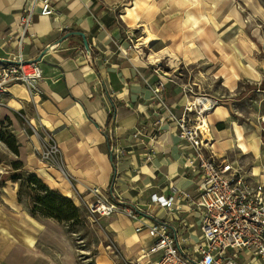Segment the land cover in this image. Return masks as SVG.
Returning <instances> with one entry per match:
<instances>
[{"label": "crops", "instance_id": "0c3cea01", "mask_svg": "<svg viewBox=\"0 0 264 264\" xmlns=\"http://www.w3.org/2000/svg\"><path fill=\"white\" fill-rule=\"evenodd\" d=\"M148 4L145 10H141L136 6V0H52L54 13L40 16V6L36 0H0V62L21 55L26 60L36 61L41 72V79L34 88L29 90L25 85L13 84L9 93L1 98L2 117H9L21 132L23 129L16 114L26 117L28 122L34 124L35 127H31L36 135L23 133L25 139H19L18 154L10 152L8 161L0 156V179H3L0 186L8 188L3 184L8 180L15 182L10 178L15 162H20L25 171L36 175L50 189L71 198L75 204L92 197L86 187L97 186L117 202L139 209L146 222L154 217L171 218L170 225L179 228V239L187 238V246L191 247L200 234L197 224L199 214L192 203H182L180 211L168 217L164 208L150 202L153 193L166 195L177 189L195 196L196 175L185 164L186 154L191 153V148L177 137L172 123L159 122V116L165 112L157 108L156 100L151 98L150 87L159 77L146 65L149 53L142 56L139 51L128 49V34L125 31L135 28V25L136 29L147 25L151 27L152 14L160 12L164 5L159 0H148ZM207 4L214 6L213 3ZM190 7L188 10L191 9V12L197 8L196 3L192 5L195 8ZM29 10L33 11L30 23L21 35L19 16ZM178 10H184V5ZM153 17V20L161 18ZM120 22L125 26L119 27ZM71 31L83 32L88 48L77 35L60 40ZM163 51L167 50L157 53L160 54L159 61L164 55ZM192 55L191 52L189 56ZM200 59L179 57L177 66L183 63L194 65ZM236 61L240 62L235 70L239 76L250 83L264 84V59L261 56L253 52L242 55ZM169 72L174 73V70ZM226 72L229 69H223L214 79H218L225 95L230 97L237 90L240 78L227 81ZM160 75L168 78L162 92L163 99L171 106V113L177 115L188 100L181 92L182 78L175 76V73L173 77L171 74L169 76L166 71H161ZM256 90L260 92L261 101H264V85ZM12 102L17 106H11ZM227 104L217 106L209 122L223 121L230 116L231 108ZM138 127H143L144 143H137L133 137ZM151 130H158L153 140L148 137ZM210 130V148L218 157H223L226 152H235L248 172L264 180L263 124L260 123L256 130L253 128L251 133L235 122L224 129H212L210 126ZM48 137L59 147L67 177L57 165L49 164L40 157V149ZM114 145L123 154L115 159L113 170L110 148ZM1 190L0 264H18L9 261L7 254L17 252L18 244L31 242L33 237L26 239V235L34 236L37 233V245L41 240L40 235L44 234L45 244L51 245L49 240L52 235L62 233L57 230L56 224H59L52 218L25 211L16 194L13 204L3 201L1 198L6 192ZM104 218L102 225L110 226L117 232L120 245L130 259L151 243L147 232H136L135 223L121 211ZM35 219L42 224V230ZM125 231H128L127 235ZM104 250L105 254L96 257L94 264H113ZM157 256L156 253L152 254L150 261ZM240 263L264 264L259 259L250 260L248 255L242 256Z\"/></svg>", "mask_w": 264, "mask_h": 264}, {"label": "rangeland", "instance_id": "374dc122", "mask_svg": "<svg viewBox=\"0 0 264 264\" xmlns=\"http://www.w3.org/2000/svg\"><path fill=\"white\" fill-rule=\"evenodd\" d=\"M136 1V6L141 10H145L149 6L148 0L147 2ZM198 1L159 0V3L164 5L160 12L152 14L151 27L146 24L148 27L136 29L135 25V28L131 27L129 31H125L127 36H131V46L135 47L131 49L139 51L142 56L162 50H167L176 56L178 59L176 64L171 63L167 54L161 57L162 59L158 62L161 63L162 73L166 71L169 76L174 73L175 76L180 75L182 84H190L195 96L210 95L218 99V106H225V102L230 105V116L228 115L223 121L209 122L212 129H220L217 127L219 122L223 124L221 129L235 122L251 133L253 128L256 130L260 126V123L264 126V101H261V97L258 95L260 92H256L257 87L264 84L250 83L245 77L239 76V72L236 71V73L235 70H237V66H240V62L236 60L242 58L244 54L255 52L264 59V0H204V2L200 0V3ZM195 3L197 8L190 12L191 9L188 10V7H192ZM207 3H213L214 6ZM182 5H184V10L179 11L178 9ZM147 15L149 16V14ZM153 16H161V18L153 20ZM118 26L124 27L125 25L120 22ZM148 35L156 40L150 47L145 48L141 44L143 38ZM191 52L193 55L190 57ZM179 57L186 58V60L200 57L201 61L194 65L183 63L177 66ZM140 58L142 57L140 56ZM208 64L211 66L208 67ZM213 69H215L214 72ZM223 69H229L225 77L227 81L240 78L237 90L230 97L225 95L218 79H214L222 73ZM171 70H174V73L169 72ZM190 99L192 98L190 97ZM10 105L17 106L14 102ZM9 110L12 112V109ZM16 115L23 132L15 128L9 117H2L1 114L0 132L10 133L15 137V143L20 144L19 139H25L23 133L35 134L36 131L31 127H35L34 124L28 122L26 117L20 114ZM207 118L208 121H211L212 115L209 114ZM38 130L39 127L37 132ZM10 152L12 151L9 150L5 142L0 140L1 158L8 161ZM222 158L235 160L243 167L241 158L235 152H226ZM243 169L247 168L243 167ZM20 173L24 175L21 177L24 181L17 179L15 182H11L8 180V183L3 184L8 188L0 186L2 188L0 190L6 192V195L3 196L4 199H1L13 204L14 194H16L18 202L25 211L31 212L34 196L42 194L44 191L37 187L30 190L25 183L28 172L21 170ZM0 180L3 182V179ZM72 203L77 207V212L75 218L71 220L57 221L52 217L36 213L37 216L52 218L59 224H56V228L62 234H53V240L51 238L49 240L51 245L45 244L44 234L40 235L41 240L37 245L35 243L37 233L34 236L26 235V239L33 237L32 241L18 244V251L8 253L7 259L14 263L18 262V264H46V261L47 264H94L96 257L105 254V248L113 264H129V255L124 253L117 232L110 226L102 225L101 220L105 223V216L91 213L84 201L75 204L72 200ZM122 213L128 218L124 212ZM35 222L42 230V224L36 219ZM131 232L134 233L133 229ZM124 233L127 235L128 231Z\"/></svg>", "mask_w": 264, "mask_h": 264}, {"label": "built area", "instance_id": "2783aa9c", "mask_svg": "<svg viewBox=\"0 0 264 264\" xmlns=\"http://www.w3.org/2000/svg\"><path fill=\"white\" fill-rule=\"evenodd\" d=\"M36 2L40 6V16L54 13L52 0ZM32 12L29 10L19 16L21 35L30 23ZM126 38L128 49L135 48L131 46V36ZM146 65L159 77L150 87L156 107L165 112L159 116V122L172 123L177 137L191 148V153L186 154L185 164L196 175L195 196L177 189L166 195L153 193L150 202L158 208H164L168 217L180 211L182 203H192L193 209L199 214L197 224L200 234L192 246L188 247V239H179V228L170 225L171 218L154 217L152 221L146 222L139 209L117 202L97 186L86 187L92 195L84 201L88 210L99 216L124 212L135 223L136 232H147L151 243L130 259L129 264H242L240 261L244 255L250 256V260L259 259L264 263V180L255 178L238 162L218 157L211 150V130L207 117L218 106V99L204 94L195 96L190 84H181L182 95L188 100L181 112L172 114L171 106L162 96L168 78L165 75L161 77L160 62L151 63L147 60ZM40 79L41 72L36 61L18 55L15 59L0 62V105L3 104L1 98L9 93L13 84L25 85L30 90ZM201 100L204 102L200 103ZM149 133L148 137L153 140L158 130ZM144 136L143 127L135 129L133 137L137 143H144ZM122 154V150L115 145L110 148V156L114 160ZM40 157L49 164L57 165L67 177L60 160L59 147L53 139H44ZM155 253L158 256L150 261V256Z\"/></svg>", "mask_w": 264, "mask_h": 264}, {"label": "trees", "instance_id": "16d2710c", "mask_svg": "<svg viewBox=\"0 0 264 264\" xmlns=\"http://www.w3.org/2000/svg\"><path fill=\"white\" fill-rule=\"evenodd\" d=\"M67 33V32H65ZM7 118V117H6ZM111 117L109 116V121ZM222 122L217 123V127L220 129L223 127ZM106 140L109 142V136L106 133ZM0 140L5 142L10 151L14 154H18V144L15 143V137L10 133L0 132ZM113 170L115 169V160L111 158ZM13 172L10 174V178L14 181L19 179L22 180V176H24L21 172L25 171L22 168V164L20 162H15L12 165ZM22 168V169H21ZM21 169V170H20ZM18 172H17V171ZM20 171V172H19ZM27 179L25 183L30 190H33V187H37L39 190H43L44 193L37 194L34 196V203L31 209L32 214L41 213L47 217H52L57 221H66L74 219L77 212V207L72 203L71 198L62 195L61 193L50 189L47 185H45L36 175L32 173H27ZM112 184V180H111Z\"/></svg>", "mask_w": 264, "mask_h": 264}, {"label": "bare ground", "instance_id": "6f19581e", "mask_svg": "<svg viewBox=\"0 0 264 264\" xmlns=\"http://www.w3.org/2000/svg\"><path fill=\"white\" fill-rule=\"evenodd\" d=\"M155 40L156 39H154L152 36H148V37H146L144 40H143V42H142V44H141V46H146V47H150V45L153 43V42H155ZM162 53H164V54H167V56L169 57V59H171L170 61H171V63H173V64H176V57H174L173 56V54H171L170 52H168V51H163ZM148 58H149V60H150V62H157V61H159V59H160V54H157V53H150L149 55H148ZM202 102H204V100H201L200 101V103H202ZM240 144V143H239ZM240 147V146H239ZM105 217H107V216H105Z\"/></svg>", "mask_w": 264, "mask_h": 264}, {"label": "water", "instance_id": "95a60500", "mask_svg": "<svg viewBox=\"0 0 264 264\" xmlns=\"http://www.w3.org/2000/svg\"><path fill=\"white\" fill-rule=\"evenodd\" d=\"M69 35H77V36H80L82 38V41H83V44H84L85 48H88L87 40H86L85 34L83 32H81V31H71V32L63 35L60 40L68 37Z\"/></svg>", "mask_w": 264, "mask_h": 264}]
</instances>
